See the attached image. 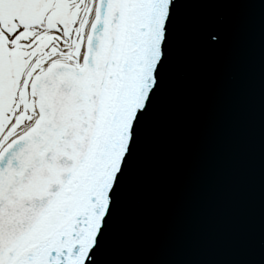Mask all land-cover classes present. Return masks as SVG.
<instances>
[{"label":"snow or ice","instance_id":"obj_1","mask_svg":"<svg viewBox=\"0 0 264 264\" xmlns=\"http://www.w3.org/2000/svg\"><path fill=\"white\" fill-rule=\"evenodd\" d=\"M199 2L255 6L0 0V264H108L178 21ZM201 31L221 45L222 21Z\"/></svg>","mask_w":264,"mask_h":264},{"label":"water","instance_id":"obj_2","mask_svg":"<svg viewBox=\"0 0 264 264\" xmlns=\"http://www.w3.org/2000/svg\"><path fill=\"white\" fill-rule=\"evenodd\" d=\"M187 7L108 264H264V7ZM221 21L209 48L201 29Z\"/></svg>","mask_w":264,"mask_h":264}]
</instances>
